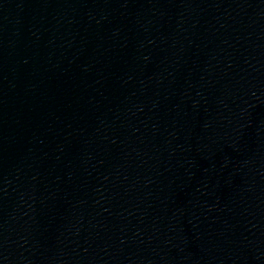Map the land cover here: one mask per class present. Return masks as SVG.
Wrapping results in <instances>:
<instances>
[{
	"label": "water",
	"instance_id": "obj_1",
	"mask_svg": "<svg viewBox=\"0 0 264 264\" xmlns=\"http://www.w3.org/2000/svg\"><path fill=\"white\" fill-rule=\"evenodd\" d=\"M0 264H264V0H0Z\"/></svg>",
	"mask_w": 264,
	"mask_h": 264
}]
</instances>
